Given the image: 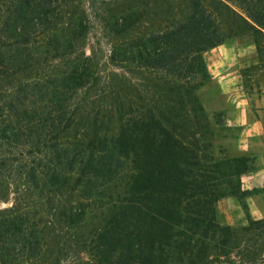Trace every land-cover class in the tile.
I'll list each match as a JSON object with an SVG mask.
<instances>
[{
    "label": "trees",
    "instance_id": "obj_1",
    "mask_svg": "<svg viewBox=\"0 0 264 264\" xmlns=\"http://www.w3.org/2000/svg\"><path fill=\"white\" fill-rule=\"evenodd\" d=\"M61 2L0 0V195L16 194L0 209V264H264V217L216 219L253 169L245 151L213 152L197 94L207 50L250 33L264 54V0L125 2L118 33L160 21L112 48L139 76L111 71L103 102L88 58L45 68L70 44L51 25Z\"/></svg>",
    "mask_w": 264,
    "mask_h": 264
},
{
    "label": "rangeland",
    "instance_id": "obj_2",
    "mask_svg": "<svg viewBox=\"0 0 264 264\" xmlns=\"http://www.w3.org/2000/svg\"><path fill=\"white\" fill-rule=\"evenodd\" d=\"M130 1L62 0L51 25L59 23L61 33L67 37L70 44L61 59L54 57L45 61L46 70L59 72L72 61L88 58L92 62L94 72L90 93L96 94L98 102L109 101L111 71L125 70L128 76H139L135 65L130 62H127L124 69L114 67L111 63L112 48L124 42L134 43L141 38L142 34L157 27L160 21V17L150 13L149 16L131 22L123 32L118 33L114 29L113 16L123 8L122 5L125 6V2ZM228 42L233 43L235 48H221L217 51L212 49L204 53L206 65L212 75L197 93L213 120L211 142L213 152L218 157L222 155L219 149L231 153L244 150L239 149V126L229 124L227 122V117L230 116L229 111L219 108L214 103L220 101L218 98L213 100L217 94L214 93V80L223 77V81L229 80L228 82L236 85L241 83L247 91L255 93L257 90H263L264 93V54L256 52L252 35L245 33ZM262 141L261 139L252 140V148L249 151L245 150L253 170L264 165ZM248 191L240 197L227 195L220 198L215 204L216 219L220 223L239 227L246 224L249 218L264 217V183ZM15 199L16 194L9 188L5 194L0 195V209L10 206Z\"/></svg>",
    "mask_w": 264,
    "mask_h": 264
},
{
    "label": "crops",
    "instance_id": "obj_3",
    "mask_svg": "<svg viewBox=\"0 0 264 264\" xmlns=\"http://www.w3.org/2000/svg\"><path fill=\"white\" fill-rule=\"evenodd\" d=\"M235 48L231 42H225L214 46L212 49ZM207 50L206 52H208ZM235 52V51H234ZM208 68V66H207ZM210 75L211 72L208 69ZM223 77H218L215 81V92L217 93L213 100H220L214 102L216 106L221 109L228 110L230 116L227 117L229 124L239 126V149L250 150L252 148V140L261 139L264 145V93L263 90H257L253 93L243 88L242 84H233L229 80H222ZM218 81V82H217ZM217 83V86H216ZM260 181V182H259ZM264 183V165L257 167L251 172L243 173L241 175V188L244 190H251L258 185L262 186Z\"/></svg>",
    "mask_w": 264,
    "mask_h": 264
}]
</instances>
